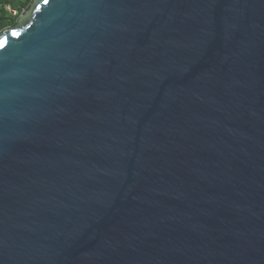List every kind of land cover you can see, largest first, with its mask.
<instances>
[{
	"label": "water",
	"instance_id": "95a60500",
	"mask_svg": "<svg viewBox=\"0 0 264 264\" xmlns=\"http://www.w3.org/2000/svg\"><path fill=\"white\" fill-rule=\"evenodd\" d=\"M0 264H264V0H37L0 36Z\"/></svg>",
	"mask_w": 264,
	"mask_h": 264
},
{
	"label": "trees",
	"instance_id": "16d2710c",
	"mask_svg": "<svg viewBox=\"0 0 264 264\" xmlns=\"http://www.w3.org/2000/svg\"><path fill=\"white\" fill-rule=\"evenodd\" d=\"M37 0H0V36L15 29Z\"/></svg>",
	"mask_w": 264,
	"mask_h": 264
},
{
	"label": "rangeland",
	"instance_id": "374dc122",
	"mask_svg": "<svg viewBox=\"0 0 264 264\" xmlns=\"http://www.w3.org/2000/svg\"><path fill=\"white\" fill-rule=\"evenodd\" d=\"M27 16H29V13H28V15ZM27 16H25V17H27Z\"/></svg>",
	"mask_w": 264,
	"mask_h": 264
},
{
	"label": "snow or ice",
	"instance_id": "6c2138e0",
	"mask_svg": "<svg viewBox=\"0 0 264 264\" xmlns=\"http://www.w3.org/2000/svg\"><path fill=\"white\" fill-rule=\"evenodd\" d=\"M45 3H47V0H45Z\"/></svg>",
	"mask_w": 264,
	"mask_h": 264
}]
</instances>
